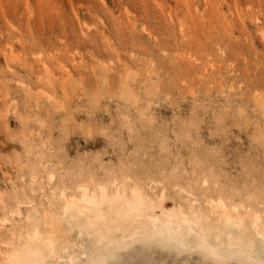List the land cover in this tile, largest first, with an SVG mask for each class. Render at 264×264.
Masks as SVG:
<instances>
[{
  "label": "rangeland",
  "instance_id": "rangeland-1",
  "mask_svg": "<svg viewBox=\"0 0 264 264\" xmlns=\"http://www.w3.org/2000/svg\"><path fill=\"white\" fill-rule=\"evenodd\" d=\"M114 178L168 212L180 188L261 208L264 0H0V264L35 227L55 242L49 264L205 263L140 235L91 253L60 190ZM84 206L92 228L118 221Z\"/></svg>",
  "mask_w": 264,
  "mask_h": 264
},
{
  "label": "bare ground",
  "instance_id": "bare-ground-1",
  "mask_svg": "<svg viewBox=\"0 0 264 264\" xmlns=\"http://www.w3.org/2000/svg\"><path fill=\"white\" fill-rule=\"evenodd\" d=\"M154 183L160 184L159 181ZM134 186L131 188L124 180L114 178L109 183L80 184L78 192L71 195L66 188H61L63 204L60 219L71 228L77 227L80 234L93 237L95 246L90 251L95 254L96 247L100 246L106 251L127 248L136 235H140L142 238L152 239L162 247L200 251L206 257L204 264H213L212 261L225 262L227 259L264 264L255 241L256 237L260 238L264 234V204H261L260 209L243 203L236 204L228 201L222 194L207 196L202 202L199 195L180 188L188 198L186 201H176V209L168 212L163 209L160 198L157 199L138 185ZM217 198L224 199L228 209L226 214H213L209 208L208 200ZM85 204L106 205L118 221L115 223L110 219V223L106 221L102 225V217H99L100 223L92 228V222L85 212ZM154 211L156 212L153 213ZM225 215L231 223L225 219ZM123 219H128L129 222L125 223ZM5 220L6 218L2 221ZM235 231L238 235L233 233ZM19 239L21 244L18 246L6 244L7 264H49L57 255L53 238L43 235L37 227ZM83 254L90 256L88 251H83ZM59 258L64 259V264H80L77 257ZM88 261L99 259L89 257Z\"/></svg>",
  "mask_w": 264,
  "mask_h": 264
},
{
  "label": "snow or ice",
  "instance_id": "snow-or-ice-1",
  "mask_svg": "<svg viewBox=\"0 0 264 264\" xmlns=\"http://www.w3.org/2000/svg\"><path fill=\"white\" fill-rule=\"evenodd\" d=\"M53 179H55L54 176H49V180H53ZM203 184L205 187H207L208 180H204ZM205 199H207V197H205ZM208 205H209V208L212 210L213 214H216V215H219L221 213L226 214L228 211V209L225 207V201L223 198L209 199ZM233 211H235V209H233ZM225 219L228 220L229 223H231V220L227 217V215H225ZM262 232H264V230H262ZM260 244H261L262 250H264V234H261L260 236ZM89 264H104V262L103 261H91L89 262Z\"/></svg>",
  "mask_w": 264,
  "mask_h": 264
}]
</instances>
